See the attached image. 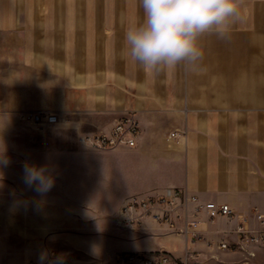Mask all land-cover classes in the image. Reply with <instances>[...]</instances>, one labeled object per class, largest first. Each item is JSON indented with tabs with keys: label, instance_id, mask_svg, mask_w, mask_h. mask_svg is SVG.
Instances as JSON below:
<instances>
[{
	"label": "crops",
	"instance_id": "obj_1",
	"mask_svg": "<svg viewBox=\"0 0 264 264\" xmlns=\"http://www.w3.org/2000/svg\"><path fill=\"white\" fill-rule=\"evenodd\" d=\"M241 12L228 40L201 37L202 71L149 74L124 41L142 21L139 0H0V109L57 114L55 126L25 122L26 152L49 156L81 153L82 137L132 114L140 134L120 152L125 203L179 190L229 204L255 228L253 210L264 214V0H243ZM200 220L203 238L237 242L236 222ZM131 226L126 253L185 257L186 235L147 217ZM195 249L197 264H264V245Z\"/></svg>",
	"mask_w": 264,
	"mask_h": 264
},
{
	"label": "rangeland",
	"instance_id": "obj_2",
	"mask_svg": "<svg viewBox=\"0 0 264 264\" xmlns=\"http://www.w3.org/2000/svg\"><path fill=\"white\" fill-rule=\"evenodd\" d=\"M26 121L0 109V264L38 263L41 254L56 264H120L127 244L122 231L132 228L122 211L128 187L120 152L126 147L27 153ZM26 165L46 168L54 177L51 189L40 194L28 188Z\"/></svg>",
	"mask_w": 264,
	"mask_h": 264
},
{
	"label": "clouds",
	"instance_id": "obj_3",
	"mask_svg": "<svg viewBox=\"0 0 264 264\" xmlns=\"http://www.w3.org/2000/svg\"><path fill=\"white\" fill-rule=\"evenodd\" d=\"M243 0H139L142 21L130 27L124 41L132 62L149 74L174 71H202L204 57L200 39L206 34L221 40L230 38L234 24L242 22ZM25 185L43 194L54 177L41 165H26ZM38 264H46L44 255Z\"/></svg>",
	"mask_w": 264,
	"mask_h": 264
},
{
	"label": "built area",
	"instance_id": "obj_4",
	"mask_svg": "<svg viewBox=\"0 0 264 264\" xmlns=\"http://www.w3.org/2000/svg\"><path fill=\"white\" fill-rule=\"evenodd\" d=\"M28 121L35 127L55 126L61 122L55 113L44 111L33 112L27 115ZM140 134V124L134 115H128L118 120L109 133L99 132L86 135L81 142L98 150H115L118 148H133L137 145ZM172 137L176 133H172ZM191 205L192 209L180 211L183 206ZM125 221L128 224L140 223L142 217H147L159 224H166L178 233L190 238V244L183 259L166 253H125L119 258L120 264H197L195 243L203 241L207 246H213L226 251H246L250 246L264 245V214L257 208L253 216L257 227L251 228L245 215H238L229 204L216 202H201L195 196H186L179 190L168 189L163 194L149 197H133L122 208ZM213 222L219 217H225L230 222H236L235 230L238 240L235 244L227 241H211L203 238L200 224L201 216ZM179 223H181L179 225ZM31 264H38L32 262ZM46 264H56L46 262ZM59 264H70L60 262Z\"/></svg>",
	"mask_w": 264,
	"mask_h": 264
}]
</instances>
